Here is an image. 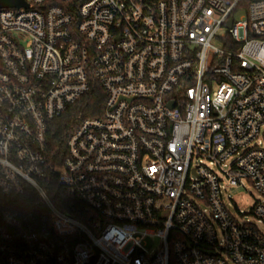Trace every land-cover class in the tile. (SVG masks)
Here are the masks:
<instances>
[{"label": "built area", "instance_id": "1", "mask_svg": "<svg viewBox=\"0 0 264 264\" xmlns=\"http://www.w3.org/2000/svg\"><path fill=\"white\" fill-rule=\"evenodd\" d=\"M22 2L0 7V264H264V200L256 222L223 200L264 199V0ZM95 80L55 168L78 218L45 188L49 128Z\"/></svg>", "mask_w": 264, "mask_h": 264}, {"label": "trees", "instance_id": "2", "mask_svg": "<svg viewBox=\"0 0 264 264\" xmlns=\"http://www.w3.org/2000/svg\"><path fill=\"white\" fill-rule=\"evenodd\" d=\"M88 94L78 100L77 104L71 106L62 117L53 121L49 128V149H48V171L50 176L45 181V188L61 210H66L72 215L81 218L75 212L70 203L79 205L58 183L56 167H61L66 157L67 139L69 134L79 126L82 119L96 117L103 112L106 93L103 87L95 80L92 82ZM84 206V205H83Z\"/></svg>", "mask_w": 264, "mask_h": 264}, {"label": "rangeland", "instance_id": "3", "mask_svg": "<svg viewBox=\"0 0 264 264\" xmlns=\"http://www.w3.org/2000/svg\"><path fill=\"white\" fill-rule=\"evenodd\" d=\"M261 147L264 149V139H261ZM233 160L234 158L228 160L226 162V167H228L233 162ZM223 200L234 217L238 218L240 221L256 222V220L252 218L250 214L252 213V209L254 208L257 201L264 199L259 196L252 186L246 185V187L234 186L232 188H228L223 194ZM232 201L235 205H237L239 210L245 213V215L243 214L240 216L238 214V211L232 204ZM258 225L261 227V224Z\"/></svg>", "mask_w": 264, "mask_h": 264}, {"label": "water", "instance_id": "4", "mask_svg": "<svg viewBox=\"0 0 264 264\" xmlns=\"http://www.w3.org/2000/svg\"><path fill=\"white\" fill-rule=\"evenodd\" d=\"M24 3L22 0H0V7H19Z\"/></svg>", "mask_w": 264, "mask_h": 264}]
</instances>
